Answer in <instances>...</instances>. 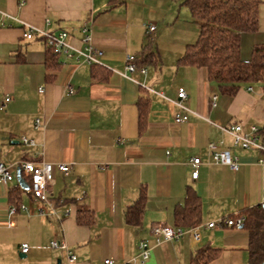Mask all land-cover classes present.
I'll return each instance as SVG.
<instances>
[{"label":"crops","instance_id":"crops-1","mask_svg":"<svg viewBox=\"0 0 264 264\" xmlns=\"http://www.w3.org/2000/svg\"><path fill=\"white\" fill-rule=\"evenodd\" d=\"M151 1L126 0L109 8L108 0H0L1 12L35 28H45L49 20L48 29L66 31L77 48L81 29L88 26L92 45L103 54L101 66L64 56L48 63L44 40H25L24 28L11 19L0 27V102L11 97L0 111V162L12 167L14 177L0 182V264H104L105 259L123 264L137 255L140 241L150 248L146 264H189L193 253L205 246L217 251L210 264H248V235L241 228H203L198 242L188 233L178 241L159 243L151 235L153 224L175 227L174 211L183 204L187 188L200 200L198 225L260 205L264 197L259 152L233 148L229 136L196 115L175 124L177 108L159 96L175 98V90L183 87L185 106L198 115L222 126L264 129V89L250 85L233 96L221 95L204 69L179 64L192 44L187 27L172 44L166 66L158 45L165 42L166 28L147 22ZM168 1L170 12H182L178 6L187 10L183 0ZM258 1V28L241 35L242 60L254 45L264 43V0ZM191 22L197 38V25ZM147 24L155 25L153 33L146 32ZM150 48L156 57L143 63L146 75L132 77L151 91L117 74L126 55L141 58ZM35 119L40 127H34ZM22 137L34 145L23 144ZM219 140L237 157V172L207 163V144ZM193 157L202 161L196 179L189 164ZM23 160L53 164L50 202L61 218L40 215V203L19 186L14 165ZM58 163L69 166L68 174L55 168ZM21 177L28 185V176ZM16 185L23 191L26 210L9 215V192ZM141 189L144 210L140 225L132 226L124 213ZM65 209L69 215L62 217ZM53 239L65 241L76 257L73 263L64 251L49 247ZM24 243L29 249L26 261L19 263L14 256L21 254ZM225 252L232 255L229 261Z\"/></svg>","mask_w":264,"mask_h":264},{"label":"trees","instance_id":"trees-1","mask_svg":"<svg viewBox=\"0 0 264 264\" xmlns=\"http://www.w3.org/2000/svg\"><path fill=\"white\" fill-rule=\"evenodd\" d=\"M126 0H108L109 8L124 4ZM192 21L197 25L198 34L194 43L185 47L178 59L181 65L204 69L207 80L216 86L221 95L233 96L240 88L257 85L264 89V43L254 45L247 60L240 57L241 35L253 33L258 28V0H183ZM149 40V38H148ZM150 40L145 50L150 47ZM149 49L141 58H136L137 66L156 53ZM47 61L56 63L57 56L47 49ZM143 54V52H142ZM146 106L140 111V120ZM263 136L264 129H260ZM28 185L29 177L24 178ZM29 192V190H28ZM23 191L18 185L10 189L9 202L19 209ZM30 194V192H29ZM31 195V194H30ZM145 191L141 189L137 199L127 207L124 219L132 226L140 225ZM200 200L191 188H187L183 204L174 211L175 227L189 229L199 224ZM245 218L240 227L248 235V264L264 263V205L238 212ZM235 215H230L232 217ZM78 221H81L78 217ZM217 251L209 246L196 250L189 264H210Z\"/></svg>","mask_w":264,"mask_h":264},{"label":"built area","instance_id":"built-area-1","mask_svg":"<svg viewBox=\"0 0 264 264\" xmlns=\"http://www.w3.org/2000/svg\"><path fill=\"white\" fill-rule=\"evenodd\" d=\"M7 19H11L17 23H19L23 28L22 37L25 40H32L34 38H40L44 40L46 48L52 52L55 56H64L66 58L74 59L78 63H83L89 66L98 65L101 66V59H102V51L95 48L92 45V37L91 32L88 26H84L81 29V47L77 48L74 47L70 43L69 34L66 31L60 30L57 32H52L48 29L50 25V21H45V28H35L29 26L17 18H14L6 13L0 11V27L5 25L4 21ZM146 28V32L151 34L155 30V25L147 24L144 25ZM135 56L133 55H126L124 58V67L121 72H117L122 78L129 80L136 85H139L147 90V88L143 83L135 80L132 77V74L138 73L143 76L146 75V68L144 66H137L135 63ZM248 91H251L252 88L248 87ZM41 91V89H39ZM151 91V90H150ZM72 93V90L68 91ZM159 96L163 98L165 101L171 103L177 108V113L174 117L175 124H181L187 121L188 116L190 114L196 115L202 118L206 123L212 125L219 129L222 133L226 134L230 137L231 145L233 148H239L242 150H255L259 152L260 157L257 160V164L260 166H264V141L262 139V134L258 127L254 125H249L246 129L240 124H231L227 126L219 125L218 123L211 121L210 119L200 116L197 113L189 110L184 101L187 99L186 91L183 87H178L175 90V98H168L165 97L163 94L159 93ZM217 96L212 98V105H214ZM11 97L6 95L3 97L2 101L0 102V111H3L7 103H9ZM34 127H40L39 120L35 119ZM120 142V140H117ZM21 142L23 144L34 145L32 140H28L26 138H21ZM207 153V163L220 165L227 167L232 173H235L239 169V162L235 155L231 153V151L224 146V142L219 141H210L206 147ZM190 166L192 167L193 171L191 174L192 179H196L198 176V167L202 164V161L199 157H193L189 161ZM15 169H19L21 173L27 175L30 179L29 184V192L34 200L40 203L38 208V213L40 215H56L55 210L50 202V191L52 186L54 185V177H53V164L48 162H31V161H20L14 165ZM55 168L63 174H68L69 166L63 163H58L55 165ZM101 168H106V166H101ZM14 179L12 174V167L4 165L0 162V182L8 183ZM261 204L264 205V197L261 199ZM24 211L26 207L21 204L19 209L15 206L11 205L9 207L8 213L9 215L15 214L17 211ZM46 210V211H45ZM69 210L65 209L63 211L62 217L68 216ZM245 222V218L241 215L236 214L232 217H223L217 219V221L209 222L206 225H203L206 229L212 228H221V227H231V228H240ZM10 224H8L9 226ZM201 225H197L195 227L189 229H183L180 227H169L162 224H153L151 226L150 232L152 237L155 239L157 243L159 242H166V241H178L180 240L185 234H190L191 238L198 242L200 239L199 236V229ZM49 247L52 249H57L60 251H64L66 253V257L69 263H73L76 260L75 255L70 251L67 244L64 240L60 239H53L49 243ZM28 245L26 243L20 245V253L25 255L28 252ZM150 256V248L146 241H140L138 244V253L135 257L131 258L127 262L123 264H146ZM104 264H114L111 259H105L103 261ZM264 264V263H263Z\"/></svg>","mask_w":264,"mask_h":264},{"label":"rangeland","instance_id":"rangeland-1","mask_svg":"<svg viewBox=\"0 0 264 264\" xmlns=\"http://www.w3.org/2000/svg\"><path fill=\"white\" fill-rule=\"evenodd\" d=\"M169 4H170V2L168 0H152L151 2H149V6L151 8V14H150L151 19H147V22L152 21V22H154V24L156 23V25H158V26H160V24H162V25L164 24V26L166 28V30H165V42H161L160 44H158L159 48L162 50L161 59H162V61H164L166 63V66L169 65L168 62L171 58L170 57V55H171L170 51L173 47L172 44H174L175 40L178 39L179 36H182L184 33L183 27H187V31H189V30L191 31V37L192 38H191L190 43L195 42V39H196L195 36H196V30H197L196 28H194L195 25L191 22L189 12H187V10L185 8L178 6L177 9L178 8L181 9L182 12L179 10V13L177 14V11H175L174 13L172 12V10H171V12L169 11V9H168ZM144 22H146V21H144ZM174 22H176V24H174ZM156 34H158V31ZM164 49L167 51H165ZM168 83H171V82H168ZM215 221H217V220H215ZM201 226L202 227L198 231L200 237H201V231L204 228L203 225H201ZM233 229H237V228H233ZM225 253H227V254H225L224 258L229 261L232 257L231 253L230 252H225ZM16 260L19 261V263H24L26 261L25 258H20L18 256L17 252L14 256V261H16ZM236 262L238 263L237 260H236Z\"/></svg>","mask_w":264,"mask_h":264},{"label":"water","instance_id":"water-1","mask_svg":"<svg viewBox=\"0 0 264 264\" xmlns=\"http://www.w3.org/2000/svg\"><path fill=\"white\" fill-rule=\"evenodd\" d=\"M15 178H16V180H17L19 186H20L22 189H24V190H28L29 187H28L27 183L22 179V177H21V173H20V170H19V169H16V172H15ZM18 256H19L20 258H24L25 255H23V254H19Z\"/></svg>","mask_w":264,"mask_h":264}]
</instances>
